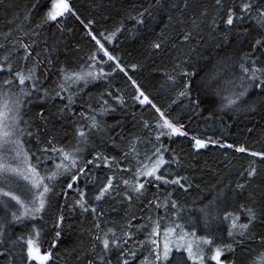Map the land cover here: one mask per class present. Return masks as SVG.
Returning <instances> with one entry per match:
<instances>
[{"label": "trees", "instance_id": "trees-1", "mask_svg": "<svg viewBox=\"0 0 264 264\" xmlns=\"http://www.w3.org/2000/svg\"><path fill=\"white\" fill-rule=\"evenodd\" d=\"M239 2L240 0H222L225 6ZM69 3L85 23L88 20L94 21L91 30L97 39L119 59L128 76L141 85L153 102L166 112L169 119L184 125L188 137L164 136L157 142L154 125L158 114L150 105L142 106L132 99L135 90L131 81L119 70L112 71L114 62L109 61L103 52L97 54L95 68H103L108 75L90 81L87 85L83 81L78 85L72 84L71 91L76 93L75 103L69 111H58L67 103L66 99L54 96V91L59 90L57 85L61 78V67L71 72L78 71L81 65L93 64L89 57L98 48L76 17L66 14L59 21L62 27H57L55 23L44 24L38 30L39 37L29 35L23 38L25 43H29L31 39L37 40L26 61L23 58V49H19L18 44L15 45L19 49L18 52L11 57L13 73L21 69L27 72L39 53L37 89L40 91L33 93L29 98L31 102L26 103L22 110L23 119L29 121L28 130L35 133L31 138L24 137L25 150L30 155L34 153L42 156L39 149L47 143L49 137L53 138L56 145H75L74 133L77 125L88 123L80 117V113L83 111L91 115L95 110L104 130L102 133H93L90 137L89 145L82 153L84 160L90 159L94 151L115 156L119 160L130 138L133 135L138 136L141 140L139 152L142 155L151 153L161 144L168 148L166 159L170 160L171 154L175 152L180 157L181 164L179 167L175 164L168 165V171L187 176L191 188L184 190L178 185L163 183L159 187L148 185L145 195L139 199L134 197L130 206L122 195H118L125 191L120 184L114 188L110 197L97 203L96 215L101 224V228L97 230L91 211L82 213L78 207L74 210L67 207L76 197V193L69 191L65 201L62 189L67 187V179L61 178L54 184L46 209L35 219L28 217L19 222L12 220L11 211L18 208L14 201L11 202L14 207L7 214L0 206V224L5 226L4 232L0 234V241L3 242L0 243V264H9L10 259L19 264L22 257L26 260V240L30 235H35L33 225L40 232L38 243L41 249L52 252L47 264H88L89 260L95 261L97 255L103 254L99 245L95 252H92L93 236L102 234L109 227H116L117 236H120L124 231L120 226L133 216L137 218L132 221L134 238L126 247L137 251L135 264H140L144 255L150 252L149 245L146 244L141 249L138 243L144 240L145 233L151 230V222L146 219L149 215L153 220L157 216L162 217L164 226L183 224L185 231L189 233L194 230L198 236L211 237L214 243L211 247L205 246L209 257L205 264H215V261L210 260L212 248L220 244L234 246L233 251L223 253L225 264L230 261L235 264H250L264 249V243H261V238L264 237V159L252 157L248 153H238L235 147L244 145L250 151H264V104L256 105L254 110L245 107L264 94L250 88L244 103L236 107H223V97L226 93L222 89L225 80L235 79L239 83L238 64L241 57L251 52V43L262 33L252 27V21L247 19L243 23L238 21L230 30L226 29L222 23V11L217 7L215 0H69ZM261 4H264V0H256L257 6ZM50 5L51 0H0V44L3 45L0 48V57L9 54L13 48L12 41L21 37L18 26H22L23 31L30 34ZM145 9L151 15L145 14L143 25H135V20L129 17L139 18L138 13ZM205 11L206 15H202ZM213 20L219 24L218 29L213 27ZM121 25V31L112 37L111 42L100 36L101 32L107 35ZM245 28L249 29L247 34L244 33ZM9 29H12V32L6 38L5 34ZM184 32L191 33L187 42L181 39ZM157 40L162 42V47L159 51H154L150 43ZM257 56L259 66L264 67V55L258 51ZM132 64L138 67L132 69ZM183 69L195 72V78L190 85L191 99L199 98L201 103L198 107H194L187 97L176 99V92L185 82L180 75ZM48 71L52 73L56 86L41 99L44 95L42 90L48 86ZM165 72L176 77L175 84L165 82ZM10 74L5 65L4 69H0V80L8 78ZM26 87L31 89V82H28ZM218 89L221 90L218 92ZM108 92L112 93L111 97ZM67 95V92L63 93L64 97ZM116 96L122 97L124 102L121 104L112 98ZM105 99L108 100V105L105 106L107 111L101 114L99 109ZM174 99L176 103L172 104ZM42 109L44 119L39 115ZM143 121L153 125L151 131L144 128ZM192 136L219 140L220 143L232 144L234 147L221 149L219 145H209L206 149L196 151L191 148ZM129 162L131 158L123 161L125 165ZM250 163H254L257 169L256 176L248 181L243 190L236 189L237 183L247 180L246 172ZM45 166L51 168L52 161L41 165L42 174ZM132 166L134 170V162ZM90 172L105 174L109 173V170L101 167L92 168ZM242 173L245 174L243 177ZM117 175L128 178L131 173ZM171 178L169 176V179ZM78 183L80 188H84L86 181L81 178ZM117 183L119 184V181ZM26 187V181L21 180L18 189L13 190L23 198ZM91 187L88 186L90 196ZM220 190L225 193L219 206L220 210L218 214L214 213L206 218L200 209L212 198L213 192ZM169 193L170 199L177 202L176 209H172L170 203L167 208L160 209L154 204L148 206L149 201H155L157 198L163 202ZM61 204L65 205L64 226L61 237L53 246L52 241L56 239L54 224L61 213ZM248 207L257 212V218L250 226L244 243H234L233 238L228 236L231 221L224 219V212L239 213L240 222L245 223V209ZM174 211L175 216L172 215ZM145 223L148 224L145 232H137L136 225ZM17 238L21 239L12 245L11 242L17 241ZM240 239L235 237V240ZM119 251L113 249L105 260L110 259L112 264H118ZM173 253H176L175 248ZM184 257L186 259V254ZM173 258L170 256L169 260ZM187 264L193 262L188 261Z\"/></svg>", "mask_w": 264, "mask_h": 264}, {"label": "snow or ice", "instance_id": "snow-or-ice-1", "mask_svg": "<svg viewBox=\"0 0 264 264\" xmlns=\"http://www.w3.org/2000/svg\"><path fill=\"white\" fill-rule=\"evenodd\" d=\"M215 3L222 11V23L226 29L230 30L237 22L243 23L246 19L252 21V27L257 29L260 33L258 37L251 43V52L241 57V61L238 64L239 67V83L233 80H225L223 82V91L226 93L223 97V107H236L241 103H244V98L249 95V89L254 88L259 90L261 94H264V67L259 66L257 52L260 51L261 55H264V4L260 6L256 5V0H240L239 4H232L231 6H225L222 0H215ZM186 7V2L185 5ZM66 14H71L76 17L80 24L86 29V34L95 41L98 48L89 59L94 63L90 65H81L78 71H71L61 67L60 82L57 85L58 91H54V96L61 99H66L67 103L58 111L61 113L71 110L72 105L75 103L76 93L71 91L72 84H79L83 81L85 85L90 81L100 79L108 73L104 72L103 68L96 70L95 61L99 52H103L104 56L109 61L114 62L112 71L119 70L127 76L131 81V85L135 90V96L132 97L134 101L142 106L150 105L152 109L158 114V119L155 121L156 136L155 140L160 141L161 137H188V133L184 131V125L176 123L173 119H169L165 111H162L153 99L142 89L141 85L136 80L128 76V73L124 66L120 63L116 56H113L101 43L100 39L93 34L91 25L94 21L88 20L87 23L80 18V16L73 10L69 0H51V5L44 13L40 22L35 25L29 34V32L23 31L22 26H18L17 30L21 32V37L12 41L13 48L11 52L3 57H0V69H4L7 65L9 73L8 78L0 80V206L3 207L5 214L14 206L11 202H15L18 206L15 210L11 211L12 220L21 221L24 218L32 217L35 219L40 216L48 205V197L54 190V184L61 178L67 179V187L62 189V194L67 201L69 191H75L76 197L72 202L67 204L70 210L79 208L82 213L92 212L95 222V228L99 230L101 224L97 214V203L103 201L105 198L110 197L114 188L123 185L125 191L118 193L122 195L131 206L132 200L135 197L139 199L145 195V191L148 185H154L159 187L161 183L164 185H178L181 189L188 190L191 188V184L188 183L189 178L187 176H180L174 172L168 171V165L175 164L180 166V157L173 152L171 159H166V153L168 148L161 144L159 147H155L151 153L141 154L139 152V145L141 140L138 136H132L127 144L126 149L122 152L121 158L118 160L115 156H109L101 151H94L91 153V158L84 160L82 153L85 151L90 142V137L93 133H102L104 126L97 118L96 111L93 110V114L89 115L87 112H81L80 117L88 123L78 124L75 129V145H56L52 137L48 138V141L43 145L39 151L42 156L30 155L24 147V137L31 138L35 135L34 132L29 131V121L23 119V107L26 103H30L29 99L34 92L40 91L37 89V69L40 64L39 53L35 63L28 68L27 72L23 69L20 71L12 72L11 57L16 54L19 49H23L24 60L26 61L32 53V49L36 46L37 40L31 39L29 43L24 42V37H39V29L44 24L55 23L57 27H62L60 18ZM145 14L151 15L147 9L138 13V17H129L135 20V25H143ZM206 15V11L202 13ZM27 19V16H25ZM11 23V21H10ZM213 27L219 28V24L213 20ZM123 25L116 27L115 30L107 35L103 32L100 33L105 40L111 42L112 37L120 32ZM12 29L5 34L10 35ZM249 32L248 28L244 29V33ZM191 33L184 32L181 39L187 42L190 39ZM227 39V36L225 37ZM19 45V49L15 45ZM3 45L0 44V48ZM150 47L154 51H159L162 47V42L157 40L150 43ZM47 51V49H45ZM51 64V61H49ZM132 69H136L138 65H130ZM166 77V83H176V77L167 72L164 73ZM180 75L183 76L185 82L183 87L176 92V99L187 97L190 103L194 107H198L201 101L199 98L196 100L191 99V81L195 78V72H189L187 69H183ZM258 81V82H257ZM31 82V89L26 87L27 83ZM221 89H218V92ZM44 95L41 99H44L48 95V90H42ZM67 92L66 97L63 93ZM108 96H112L111 92L107 93ZM103 96V94H101ZM118 103H123V98L116 96L112 97ZM176 99L171 103L175 104ZM258 104H264V95H261L259 99L253 100L250 104L245 105L246 108L254 110ZM108 105V100H102L99 113L107 111L105 106ZM90 107V106H89ZM40 117L44 119L43 109L40 112ZM211 115V114H210ZM23 125V127L21 126ZM143 126L149 131L152 130L153 125L148 121H143ZM123 140V137H121ZM39 142V141H38ZM191 148L199 151L206 149L209 145H219L223 148H233L232 144L220 143L219 140H213L211 138L201 139L197 136L190 138ZM117 147H119L117 145ZM235 151L238 153H248L252 157H259L264 159V151H250L244 145L235 147ZM131 158V162L127 165L123 163L124 160ZM33 159L35 163H33ZM51 160L52 167H43L41 172V165ZM132 162L135 167L133 170ZM107 168L109 173L98 174L96 172H90L92 168ZM117 173H131L128 178H122ZM257 169L254 163H250L249 170L246 172L247 180L243 183H237L236 189L243 190L249 180L256 176ZM245 174L242 173L243 177ZM169 176L172 178L169 179ZM70 177V178H69ZM84 178L86 183L84 188L79 187V181ZM23 180L27 182V187L22 195H18L16 190L19 187V182ZM119 181V184L117 183ZM91 185V196L89 195L88 186ZM198 187V186H197ZM225 193L223 190L219 192H213L212 198L200 209L203 215L211 217L214 213L219 212L220 203L224 198ZM171 193L168 197L161 202L158 198L155 201H149V207L153 204L157 209L161 207L167 208L170 203L172 209L177 208V202L171 200ZM64 204H61V213L56 219L54 227L56 228L55 237L52 241L53 246L57 243L62 234L64 215ZM244 207L243 205L241 206ZM247 212V222H240V214L225 211L224 219L230 220L228 227V236L233 238L234 243L243 244L244 238L248 236L250 226L257 218V212L248 207L245 209ZM102 216L103 213L101 212ZM176 215L175 211L172 213ZM137 219L135 216L131 220H127L124 225L120 227L124 229L122 235L117 236L116 227H109L102 234L93 236L92 252H95L97 245L100 246L103 254L97 255L94 260H89L88 264H112L111 260H105V257L113 250L119 251L118 264H135V257L137 251L130 250L126 245L133 240L134 234L132 232V221ZM140 219H145L140 217ZM147 221L151 222V230L145 233V239L139 241V246L142 249L144 245L150 246V252L144 255L140 264H187L188 261H192L193 264H205V261L209 259L205 252V246L211 247L214 243L213 239L209 236H197L195 231L189 233L185 231L183 224H170L164 226L163 218L157 216L155 220L151 215L147 218ZM148 228V224L136 225L137 232H145ZM5 230L4 224H0V234ZM35 235H30L26 240V260L22 257L19 260V264H47L50 260L52 252L43 251L38 243L40 232L33 225ZM162 231V237H161ZM240 237V240H235V237ZM191 237V238H190ZM21 238H17V241H12V245H15ZM162 240V242H161ZM0 243H3L0 241ZM261 243H264V237L261 238ZM173 247L176 249V253H173ZM233 244H220L212 248L210 256L211 261H215V264H225V260L222 259V255L225 251H233ZM186 254V259L184 257ZM173 256L172 260L169 257ZM9 264H16V262L9 260ZM228 264H235L234 261L228 262ZM250 264H264V249H262L251 261Z\"/></svg>", "mask_w": 264, "mask_h": 264}, {"label": "bare ground", "instance_id": "bare-ground-1", "mask_svg": "<svg viewBox=\"0 0 264 264\" xmlns=\"http://www.w3.org/2000/svg\"><path fill=\"white\" fill-rule=\"evenodd\" d=\"M75 17V16H74ZM73 22V21H72ZM74 71V70H73ZM76 71V70H75ZM47 76H48V80H47V83H48V86H47V90H48V93H51L52 90H53V87L56 86V82L55 80L53 79V75L51 72H47Z\"/></svg>", "mask_w": 264, "mask_h": 264}, {"label": "rangeland", "instance_id": "rangeland-1", "mask_svg": "<svg viewBox=\"0 0 264 264\" xmlns=\"http://www.w3.org/2000/svg\"><path fill=\"white\" fill-rule=\"evenodd\" d=\"M27 183V182H26ZM198 236V235H197ZM191 238V237H190ZM175 247H173V249H174ZM42 250V249H41ZM42 252H43V250H42Z\"/></svg>", "mask_w": 264, "mask_h": 264}]
</instances>
